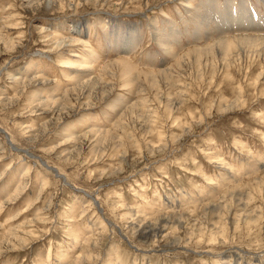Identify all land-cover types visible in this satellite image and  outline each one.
Segmentation results:
<instances>
[{"label": "rangeland", "instance_id": "1", "mask_svg": "<svg viewBox=\"0 0 264 264\" xmlns=\"http://www.w3.org/2000/svg\"><path fill=\"white\" fill-rule=\"evenodd\" d=\"M246 35L264 0H0V264H264V50L189 51Z\"/></svg>", "mask_w": 264, "mask_h": 264}, {"label": "bare ground", "instance_id": "2", "mask_svg": "<svg viewBox=\"0 0 264 264\" xmlns=\"http://www.w3.org/2000/svg\"><path fill=\"white\" fill-rule=\"evenodd\" d=\"M210 8V7H209ZM240 19V17H239ZM244 19V18H243ZM230 21V20H229ZM248 22V20H247ZM246 22V23H247ZM234 24L236 25H240V26H244L243 23H239V22H233ZM242 29V28H241ZM234 30V29H233ZM243 30V29H242ZM244 31V30H243ZM223 32V31H222ZM235 32V31H234ZM239 32V31H238ZM253 32V31H252ZM76 34V32H74ZM226 33V31H225ZM233 34V33H231ZM79 35V34H78ZM221 36V35H220ZM253 37V38H251ZM208 38V37H207ZM216 40V39H215ZM66 41V38H63L62 39H58L56 40V43L58 44H63L65 43ZM69 42H75V43H82V40L81 39H78V38H73L71 40H69ZM199 42V41H198ZM130 43V42H129ZM206 47L203 46L202 49H196V48H199V47H193L194 49L192 50H189V51H195V52H200V51H208V52H211L213 48H219L220 50V53L222 54L223 58H228L229 56H231L234 52H238L239 50H245L246 52H252V51H261V50H264V36H260V37H257V36H250V35H246V37H243V36H232V38H223V37H217V40L216 41H213L211 42V44L209 45H205ZM257 48H259L257 50ZM167 50V49H166ZM128 52V51H127ZM167 52L169 53L170 50L168 49ZM93 50L91 51H88L86 52V54L84 55L83 58L87 59L86 62H83L82 64H86L87 62H93V63H97L99 58L95 56V54L93 55ZM88 55V56H87ZM172 55V58L174 57V54H171ZM73 58H75V60H80L82 59L81 57L77 56V55H72ZM95 63V64H96ZM68 64V63H67ZM65 62H62V67H67L69 66L70 68H74L76 66L80 67L81 70L83 71V69L85 70H88L90 71L92 69V67L95 65H85L83 66L81 63H78L77 61L75 62H71L70 65H67ZM128 67V66H127ZM74 73V72H73ZM84 74V73H83ZM239 103V101H235L233 103L234 104H237ZM232 105V106H233ZM91 200V199H90ZM12 237H15V236H12ZM67 249V248H66Z\"/></svg>", "mask_w": 264, "mask_h": 264}]
</instances>
